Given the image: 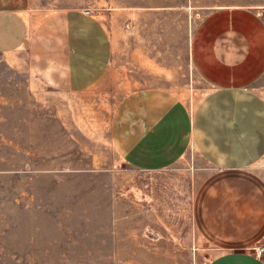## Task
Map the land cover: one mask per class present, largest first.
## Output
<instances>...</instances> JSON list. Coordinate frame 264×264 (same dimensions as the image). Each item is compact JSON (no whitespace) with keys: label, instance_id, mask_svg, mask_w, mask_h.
<instances>
[{"label":"rangeland","instance_id":"rangeland-1","mask_svg":"<svg viewBox=\"0 0 264 264\" xmlns=\"http://www.w3.org/2000/svg\"><path fill=\"white\" fill-rule=\"evenodd\" d=\"M33 5L80 12L75 36L81 57L91 50L97 63L110 57L113 64L137 62L139 70L111 79L105 74L90 89L62 94L68 91L43 88L27 71L24 56L13 63L0 53V264H210L217 252L197 233L193 202L203 173L224 162L210 153L200 160L192 146L171 168L134 170L113 149L110 122L125 95L161 88L202 117V136L213 138L215 114L208 106L231 98L216 96L181 65L188 10H248L258 36L264 0H33ZM63 31L59 26L39 33L40 47L33 52L44 51L47 37L58 44ZM169 61L180 63L165 75L171 79L150 70L153 62ZM247 94L238 99L243 111ZM248 165L264 179V158Z\"/></svg>","mask_w":264,"mask_h":264},{"label":"crops","instance_id":"crops-1","mask_svg":"<svg viewBox=\"0 0 264 264\" xmlns=\"http://www.w3.org/2000/svg\"><path fill=\"white\" fill-rule=\"evenodd\" d=\"M188 11L189 35L181 65L217 91L216 96L231 98L208 106L215 114V136L204 139L202 117L191 115L175 94L143 88L117 105L110 122L111 145L127 166L140 172L171 168L192 146L200 160L210 153L223 161L203 173L193 202L195 228L217 252L210 264H264V254L257 258L253 252L264 246V179L248 165L264 158V100L259 94L264 86L259 85L264 81V30L257 36L255 20L242 8ZM79 13L73 8H38L33 0H0V53L14 58L13 63L24 56L33 78L46 90L68 91L62 94L90 89L105 74L111 79V74L139 70L137 62L113 64L110 57L97 63L91 50L87 58L81 57L75 36ZM59 26L65 28L63 40L57 44L47 37L42 40L44 51L33 52L40 47L38 34L56 32ZM55 48L61 52H50ZM178 66L153 62L150 70L171 79L165 75ZM244 91L249 97L246 111L238 100Z\"/></svg>","mask_w":264,"mask_h":264},{"label":"built area","instance_id":"built-area-1","mask_svg":"<svg viewBox=\"0 0 264 264\" xmlns=\"http://www.w3.org/2000/svg\"><path fill=\"white\" fill-rule=\"evenodd\" d=\"M254 255L257 258H260L263 256L264 254V246H258L256 248L253 249Z\"/></svg>","mask_w":264,"mask_h":264}]
</instances>
